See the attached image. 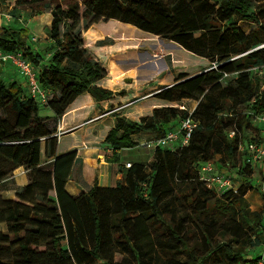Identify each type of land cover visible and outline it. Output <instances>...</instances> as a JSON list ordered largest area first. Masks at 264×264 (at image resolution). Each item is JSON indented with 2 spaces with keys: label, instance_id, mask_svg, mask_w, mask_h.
Here are the masks:
<instances>
[{
  "label": "trees",
  "instance_id": "16d2710c",
  "mask_svg": "<svg viewBox=\"0 0 264 264\" xmlns=\"http://www.w3.org/2000/svg\"><path fill=\"white\" fill-rule=\"evenodd\" d=\"M16 5L51 13L54 50L47 63L30 50L27 28L1 27L0 51L22 52L39 67L40 86L53 93L45 107L55 120L83 93L95 101L113 96L95 85L107 73L84 47L81 33L99 21L115 20L122 23L114 24L117 31L136 28L173 42L210 67L194 76L181 74L153 95L170 103L196 100L191 113L164 107L138 122L116 116L104 141L113 150L110 162L118 163L116 152L137 147L133 135L160 138L190 116L198 125L187 146L156 149L148 169L131 164L121 181L111 172L109 187L95 183L76 196L65 191L76 152L56 156L49 118L40 115L44 107L16 82L0 80V184L19 167L28 179L14 200L0 197V223L7 227L0 233V264H204L208 258L239 264L246 248L264 246V208L251 211L244 198L251 170L238 171L242 185L236 193L217 198L196 175L198 164L216 156L234 168L238 145L259 135L253 119L264 115V74L251 73L264 67V0H16ZM240 22L251 29L243 30ZM228 77L232 82L222 84ZM251 123L253 135L243 142L241 132ZM44 154L54 160L41 164ZM178 206L189 212L179 215ZM193 225L204 255L189 244ZM216 235L229 240L215 243ZM160 252L183 254L185 260H164Z\"/></svg>",
  "mask_w": 264,
  "mask_h": 264
},
{
  "label": "crops",
  "instance_id": "0c3cea01",
  "mask_svg": "<svg viewBox=\"0 0 264 264\" xmlns=\"http://www.w3.org/2000/svg\"><path fill=\"white\" fill-rule=\"evenodd\" d=\"M51 21L52 16L49 26ZM114 23L122 24L115 20L99 21L90 25L87 30L81 29L84 47L107 73L95 85L113 92V96L107 100L95 101L88 93H83L57 120L48 108L40 112L41 116L49 118L48 127L56 137V156L73 151L77 154L71 179L65 186V191L70 196L89 191L95 183L99 187H109L111 172L114 173L115 181H121L126 171L123 170L125 164H143L124 155L135 151V157L139 160L138 146L153 139L154 133L133 135L131 139L138 144L137 147L116 152L119 162H110L113 150L104 141L109 131L115 127L116 116L132 122L151 116L154 110L174 104L153 97L159 88L173 85L181 74L194 76L210 67L206 59L185 51L173 42L136 28V32L121 29L117 31L111 27ZM27 29L31 34L29 40L33 42L36 32ZM89 33L96 37L88 36ZM2 72L9 80L12 79L10 82L14 81L26 90L22 78L14 68L4 66ZM44 152L45 144L42 143V153ZM216 157L217 160L220 158ZM53 160L54 158H47L44 154L41 164H49ZM9 179L12 180L10 186L0 188V197L12 201L16 193L28 184V179L23 167L17 168L7 180ZM6 232V225L0 223V233Z\"/></svg>",
  "mask_w": 264,
  "mask_h": 264
},
{
  "label": "rangeland",
  "instance_id": "374dc122",
  "mask_svg": "<svg viewBox=\"0 0 264 264\" xmlns=\"http://www.w3.org/2000/svg\"><path fill=\"white\" fill-rule=\"evenodd\" d=\"M214 2V1H213ZM51 19L50 12H38L35 8L27 6V5H16V0H0V28L1 27H6V28H14V29H20V28H29L33 32L35 31V36L33 35L34 41H30L28 43V46L30 50L34 54L41 55L44 58L45 63L49 61L51 58V54L54 50L53 43L50 41L49 36H48V30L50 28L49 26V21ZM115 24V23H114ZM114 24L111 25V27L114 26ZM239 25L242 27L243 30L248 31L251 29L248 24L244 22H240ZM93 35V33H91ZM31 35V34H30ZM33 44V45H32ZM112 70V74H113ZM252 76H262L264 74V67L259 69V70H253L252 71ZM0 80H2L5 84L10 82L12 79H8V76L1 72L0 73ZM233 77H228L226 78L222 84L226 85L228 82H232ZM110 83V82H109ZM112 84V83H111ZM49 99L52 98V92L49 91ZM197 101L196 100H183L181 102H177L174 104H170L167 107L169 108H175L179 110H185V111H193L195 107L197 106ZM46 109L45 106H42ZM44 108L42 109L41 112H43ZM48 126H50V123H47ZM251 127L247 130H243L241 132V137L242 141L246 142L249 139H251L253 135V127L252 123L250 125ZM174 128H178V124L174 125ZM138 153H140L139 160L137 157H135L136 153L131 152V153H126L124 157L129 158V159H135V161H140L143 163L145 167L150 166L151 162L154 159V152L152 154V150H149L146 148L145 145L138 146L137 149ZM218 157H215V162L217 161L218 167H223V171L230 173L233 181L235 182V186L237 188H240L242 185L240 179L238 176L232 171L233 166H228L227 164H220L219 159L217 160ZM44 160V159H43ZM238 158L235 164L236 168L240 161ZM132 163V162H131ZM133 164V163H132ZM123 170H126L125 165L123 166ZM250 175L248 176L249 183L247 185V188L249 189V192L245 195V199L248 204V208L251 211H260L264 208V166L262 164H257L256 167L253 168V170L250 171ZM12 180L9 179L2 183L0 185V188H5L10 186ZM215 197L217 198L221 194H217L215 192ZM176 211H178L179 215H185L187 212H189V209L184 208V207H176ZM262 222L264 225V216L262 218ZM191 230H194L196 232L195 236H193L191 241L189 242L191 247H194L196 250V253L199 255H204L203 254V247H202V237L200 231L193 225ZM263 233H264V227H263ZM215 238H212L213 242H226L228 241V237H220L219 235L214 236ZM201 247H199L200 245ZM262 252V246H256V247H248L244 250L243 256H242V261L239 262V264H250V261H253L259 254ZM160 257L164 260L168 259H175V260H185V256L183 254H170L167 252H160ZM204 264H218L216 260L212 258H208L204 261Z\"/></svg>",
  "mask_w": 264,
  "mask_h": 264
},
{
  "label": "built area",
  "instance_id": "2783aa9c",
  "mask_svg": "<svg viewBox=\"0 0 264 264\" xmlns=\"http://www.w3.org/2000/svg\"><path fill=\"white\" fill-rule=\"evenodd\" d=\"M4 66H10L16 70L23 80V85L26 88V95L30 99L41 106H46L49 100V94L38 82L37 75L39 67L34 66L27 60L22 52L5 53L0 51V73ZM253 122L260 127L259 135L255 141L238 145L237 153L240 163L236 168L232 169L234 175H237L239 170L245 169L246 167L253 170L259 163L264 166V115L255 116ZM197 125V121L188 116L178 122L177 129L167 130L162 137H154L143 143V145L153 152L159 148L176 151L188 145L191 135ZM232 135L233 132L229 134V137ZM130 166L131 163L125 164L126 169L130 168ZM196 170L197 179L202 182L207 189L217 194L230 191L234 193L237 192L238 188L235 186V182L230 173H227L228 171L224 172L223 167H218L217 161L215 162L214 159L198 164ZM250 264H264V246H262V252L259 256Z\"/></svg>",
  "mask_w": 264,
  "mask_h": 264
},
{
  "label": "water",
  "instance_id": "95a60500",
  "mask_svg": "<svg viewBox=\"0 0 264 264\" xmlns=\"http://www.w3.org/2000/svg\"><path fill=\"white\" fill-rule=\"evenodd\" d=\"M128 81H130V80H128Z\"/></svg>",
  "mask_w": 264,
  "mask_h": 264
}]
</instances>
